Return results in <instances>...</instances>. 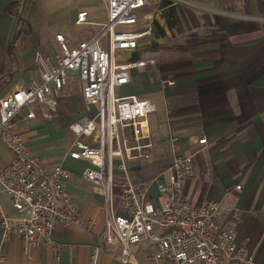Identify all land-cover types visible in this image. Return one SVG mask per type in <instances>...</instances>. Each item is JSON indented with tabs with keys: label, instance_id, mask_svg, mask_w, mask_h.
<instances>
[{
	"label": "crops",
	"instance_id": "1",
	"mask_svg": "<svg viewBox=\"0 0 264 264\" xmlns=\"http://www.w3.org/2000/svg\"><path fill=\"white\" fill-rule=\"evenodd\" d=\"M81 10L88 11L86 22L77 21ZM150 13L154 34L141 43L148 46L145 55L141 45L137 55L155 63L134 70L122 87L134 83L141 91L151 75L157 80L159 94L152 97L157 109V158H166L158 174L170 163L171 138L177 137L180 153H195V174L183 181L185 194L236 209L238 215L225 218L223 224L235 228L256 263L264 264V0H164ZM106 20L104 0H0V96L41 79L35 54L58 60L56 34L78 43ZM169 78L174 84L165 86L163 80ZM122 87L117 94H136L121 92ZM32 108L34 118L22 119L21 111L15 120L25 147L47 165L59 163L71 171L67 190L79 215L85 220L94 217L96 226L90 231L84 225L57 223L51 238L60 246L58 263L53 245L38 242L26 249L19 236L3 237L0 228L1 264H93V246L105 228V195L82 177L88 161L68 155L77 141L90 140L69 128L88 108L77 72L69 73L52 110L45 104ZM203 136L207 142L199 144L197 139ZM0 159L4 163L12 159L1 140ZM0 203L8 216L21 215L1 185ZM132 261L126 263L118 253L103 249L95 264H154L147 248Z\"/></svg>",
	"mask_w": 264,
	"mask_h": 264
},
{
	"label": "built area",
	"instance_id": "2",
	"mask_svg": "<svg viewBox=\"0 0 264 264\" xmlns=\"http://www.w3.org/2000/svg\"><path fill=\"white\" fill-rule=\"evenodd\" d=\"M162 1L104 0L107 20L91 37L71 44L64 34H56L58 60L45 59L39 51L35 54L41 79L0 96V140L12 153L9 162L0 159V185L21 213L10 217L0 203L3 237L19 236L26 249L38 242L53 245L58 263L60 246L51 238L57 223L95 229L96 219H83L67 190L71 171L59 163L47 165L41 156L30 153L15 124L21 111H25L22 119L34 118L32 105L47 104L75 71L88 108L69 128L90 140L77 141L68 155L88 161L82 177L105 195V228L101 241L93 246V264L103 249L128 263L141 248L152 253L154 264H257L241 234L223 224L225 218L238 215L236 209L216 199L195 200L185 194L183 181L195 174V153H180L177 137L171 138L174 155L164 171L150 181L130 177L128 161L149 156L145 151L153 145L149 116L156 105L136 94L119 95L117 89L131 81L134 70L155 63L136 53L154 34L150 9ZM88 17V11L81 10L77 21L86 22ZM197 142L206 143L207 138L199 137ZM3 260L0 252V264Z\"/></svg>",
	"mask_w": 264,
	"mask_h": 264
},
{
	"label": "rangeland",
	"instance_id": "3",
	"mask_svg": "<svg viewBox=\"0 0 264 264\" xmlns=\"http://www.w3.org/2000/svg\"><path fill=\"white\" fill-rule=\"evenodd\" d=\"M168 14V13H167ZM166 16V15H165ZM166 23H169L171 21L170 15L168 14L165 17ZM169 21V22H168ZM159 24V20L157 19V25ZM155 23H153L154 28ZM163 35V34H162ZM148 49L147 45L142 44L140 50L144 52ZM145 55V54H144ZM146 57V56H145ZM152 78L150 81L146 82L147 84L143 86L144 90H138V88L134 87V83L127 85L125 87H122L120 90L124 93L134 92L136 95L140 97H147L153 101V96L155 94H159L157 84L155 80V76L151 75ZM170 79V78H169ZM169 79H164L163 83L165 86H168L167 81ZM173 80V79H170ZM157 92V93H156ZM61 92L58 93L56 96H54L53 99H51L46 105L47 109L52 110V108L57 104L59 98H60ZM151 142L153 143V147L146 149L145 152L149 154V156H142L138 158H134L130 161H128L129 164V173L130 177L134 181H146L153 177H155L160 170H162V161L166 158H157V109L155 112L152 113L151 116ZM163 159V160H162ZM236 188V186H235ZM236 264V263H232Z\"/></svg>",
	"mask_w": 264,
	"mask_h": 264
},
{
	"label": "water",
	"instance_id": "4",
	"mask_svg": "<svg viewBox=\"0 0 264 264\" xmlns=\"http://www.w3.org/2000/svg\"><path fill=\"white\" fill-rule=\"evenodd\" d=\"M136 57H138L137 53H136Z\"/></svg>",
	"mask_w": 264,
	"mask_h": 264
}]
</instances>
